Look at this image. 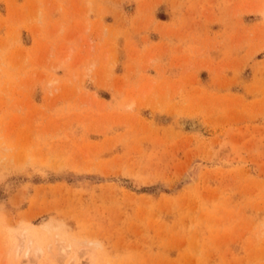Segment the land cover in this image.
Masks as SVG:
<instances>
[{"label": "rangeland", "instance_id": "obj_1", "mask_svg": "<svg viewBox=\"0 0 264 264\" xmlns=\"http://www.w3.org/2000/svg\"><path fill=\"white\" fill-rule=\"evenodd\" d=\"M30 237L264 264V0H0V264Z\"/></svg>", "mask_w": 264, "mask_h": 264}, {"label": "bare ground", "instance_id": "obj_2", "mask_svg": "<svg viewBox=\"0 0 264 264\" xmlns=\"http://www.w3.org/2000/svg\"><path fill=\"white\" fill-rule=\"evenodd\" d=\"M87 71V70H86ZM85 73V70H84ZM86 75V74H85ZM146 94V93H145ZM133 100V99H132ZM134 101V100H133ZM133 104V105H132ZM129 106H134V103L131 102L129 104ZM23 241V239H22ZM64 242V241H63ZM33 244V240L30 237V239L27 241V243H20L16 249V258L20 255V252L23 250V256L26 257L27 259V264H34L36 262V259L38 258V256H40V254L43 252V249L40 245H32ZM36 244V243H35ZM97 245H99L97 243ZM71 246V244H67V245H61L60 249H62V251H64V253L67 252V247ZM84 247V246H83ZM67 254V253H66ZM31 255H33L34 258H31ZM57 257V256H56ZM73 258V257H71ZM61 260V258H59ZM72 260V259H71ZM8 262V261H7ZM78 263V261H77Z\"/></svg>", "mask_w": 264, "mask_h": 264}]
</instances>
